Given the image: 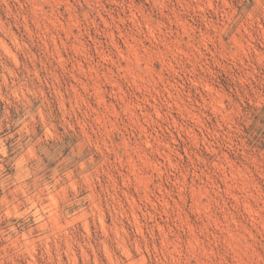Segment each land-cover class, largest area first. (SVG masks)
I'll use <instances>...</instances> for the list:
<instances>
[{
    "label": "rangeland",
    "instance_id": "obj_1",
    "mask_svg": "<svg viewBox=\"0 0 264 264\" xmlns=\"http://www.w3.org/2000/svg\"><path fill=\"white\" fill-rule=\"evenodd\" d=\"M0 264H264V0H0Z\"/></svg>",
    "mask_w": 264,
    "mask_h": 264
}]
</instances>
